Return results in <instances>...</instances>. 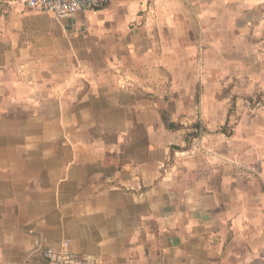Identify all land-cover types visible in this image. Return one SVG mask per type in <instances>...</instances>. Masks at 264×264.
Wrapping results in <instances>:
<instances>
[{"label": "crops", "instance_id": "0c3cea01", "mask_svg": "<svg viewBox=\"0 0 264 264\" xmlns=\"http://www.w3.org/2000/svg\"><path fill=\"white\" fill-rule=\"evenodd\" d=\"M264 264V0H0V264Z\"/></svg>", "mask_w": 264, "mask_h": 264}, {"label": "built area", "instance_id": "2783aa9c", "mask_svg": "<svg viewBox=\"0 0 264 264\" xmlns=\"http://www.w3.org/2000/svg\"><path fill=\"white\" fill-rule=\"evenodd\" d=\"M111 0H6L9 8L18 11H40L53 14L56 18L73 16L80 12L96 11ZM45 258L54 264H99L97 257L91 254H77L66 241L61 246H48L44 250Z\"/></svg>", "mask_w": 264, "mask_h": 264}]
</instances>
